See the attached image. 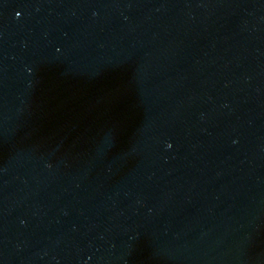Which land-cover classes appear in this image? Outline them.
<instances>
[{
	"label": "water",
	"instance_id": "95a60500",
	"mask_svg": "<svg viewBox=\"0 0 264 264\" xmlns=\"http://www.w3.org/2000/svg\"><path fill=\"white\" fill-rule=\"evenodd\" d=\"M0 264H264V0H0Z\"/></svg>",
	"mask_w": 264,
	"mask_h": 264
}]
</instances>
